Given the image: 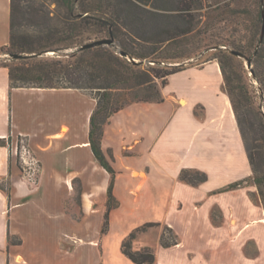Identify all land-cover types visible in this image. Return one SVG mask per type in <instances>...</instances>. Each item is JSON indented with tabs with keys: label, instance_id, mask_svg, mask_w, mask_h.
I'll return each mask as SVG.
<instances>
[{
	"label": "crops",
	"instance_id": "obj_1",
	"mask_svg": "<svg viewBox=\"0 0 264 264\" xmlns=\"http://www.w3.org/2000/svg\"><path fill=\"white\" fill-rule=\"evenodd\" d=\"M10 12L11 0H0V48ZM159 92L104 124L112 180L90 147L96 100L78 89L12 88L0 64V264H134L121 251L134 232L132 250L152 248L154 264H264V208L218 62L185 65ZM19 139L40 164L36 182L18 166ZM182 170L206 181L182 182ZM164 227L175 245L161 246Z\"/></svg>",
	"mask_w": 264,
	"mask_h": 264
},
{
	"label": "trees",
	"instance_id": "obj_2",
	"mask_svg": "<svg viewBox=\"0 0 264 264\" xmlns=\"http://www.w3.org/2000/svg\"><path fill=\"white\" fill-rule=\"evenodd\" d=\"M245 1L53 0L56 7L51 11L49 4L37 5L33 0H11L9 43L0 48V53H54L52 57L30 56L13 60L15 63L12 65H4L8 68L12 88H71L96 91L97 96L93 98L97 103L90 118L89 142L95 159L111 174L113 180V170L100 146L104 124L112 114L129 104L160 101L155 78L161 79V84H164L170 74L185 67V64L171 67L169 62L150 58L151 53H142L133 47L134 40L146 44L154 51L158 48L154 47L153 43L163 44L177 37L188 36L201 24V34L212 35L222 24L239 25L243 20L246 21L248 41L245 45L227 38L215 37L207 47L220 53L214 59L220 66L224 90L230 97L245 143L252 182L264 208V145L259 143L257 138L249 139L248 136L249 132H254V123L249 115L254 101L249 91L240 84L239 75L233 71L231 59L236 57L228 52H241L250 60V64H253V77L264 98V0ZM22 2L30 5L24 6ZM24 12L42 14V19L29 21L30 26L38 29L40 34L22 31ZM55 15L56 21L62 25L61 31L58 24L53 23ZM92 38L93 41L112 39L120 52L149 64L145 69H141L140 65L132 64L105 46L81 50L83 45L90 43L86 41ZM243 48L251 52L249 57L242 52ZM178 58L181 57L171 56V59ZM160 63L162 65L155 66ZM138 93L141 97L137 96ZM253 115L256 124L264 131V113L257 109ZM21 142L22 139H19L17 163L23 172L19 162ZM3 144L4 141L0 139V146ZM179 178L190 185L206 181V175L197 170H182ZM241 184L242 182L231 184L227 190L235 189ZM111 187L112 181L108 189L107 210L114 206ZM0 188L3 190L2 186ZM150 226L154 225L147 224L140 230ZM107 229L106 213L101 233H106ZM135 234H130L122 243L123 255L134 264H154L155 254L152 248L132 250L131 243ZM160 243L163 247L176 244V237L168 227L163 228Z\"/></svg>",
	"mask_w": 264,
	"mask_h": 264
},
{
	"label": "rangeland",
	"instance_id": "obj_3",
	"mask_svg": "<svg viewBox=\"0 0 264 264\" xmlns=\"http://www.w3.org/2000/svg\"><path fill=\"white\" fill-rule=\"evenodd\" d=\"M30 2V1H29ZM33 2L35 4H49V9L52 11L55 9L56 5L55 3H53V0H33ZM244 2H246L244 0ZM23 3V2H22ZM24 6L30 5L29 3H23ZM52 14L50 13V16ZM23 20H24V26L22 27V31L24 32H28V33H35V34H40V31H38V29H36L35 27H31L29 21L35 20V19H42V14H30V13H25L23 15ZM53 17V16H52ZM29 18V19H28ZM53 23L55 25L58 24L59 26V30L61 31L62 29V25L59 24L58 21H56V15L53 17ZM202 25V24H201ZM201 25H198L195 28V31H193L192 34L188 35V36H181V37H177L175 38V40H172L170 42L167 43H163V44H154V47H157V50H152L150 49V47H148L146 44H141V42H137L136 40H134L133 47L142 53H148L150 54L149 57L153 58V59H157L160 61H164V63L169 62L170 66L173 67L176 64H185L188 62L187 65H196V64H201L203 62H206L210 59H214V57L220 55V53L212 48H208L207 46L209 45V43H211V40L214 39L215 37H223V38H227L229 40H234L237 43H240V45H245L248 41V36H247V31H246V26L248 25L246 23V21L241 22V24L239 25H227V24H222L219 26L218 31L212 33H208L207 35H202L201 34ZM137 38V35H135ZM138 39V38H137ZM94 39H90L86 42H92ZM139 40V39H138ZM141 46H140V45ZM149 45V44H148ZM110 48L112 51L114 52H118L119 49L117 48L116 45H114V47H109V46H105ZM146 47V48H144ZM69 52V50L67 51ZM242 52H244V54L249 57L250 56V51L248 49H242ZM54 53H50L48 52L47 55H44L42 57H47V56H53ZM171 56H179L181 58L178 59H171ZM222 56V55H221ZM189 58V59H187ZM223 58V56H222ZM247 59V58H246ZM246 59L244 58H233L231 59V63H232V67H233V71L236 72L237 75H239L240 77V84L245 87L249 93L252 95L253 97V101H254V105H251V113H249L251 121L254 123V132H249V139L252 138H257L258 142L261 143L262 145H264V140L262 138H264V131H262V129L258 126V124H256V121L254 119V111H256L257 109H259V111H261L262 113H264V98L262 97V95L260 94L259 88H258V84L257 81L254 79L253 77V64H250L249 67H247V62ZM136 60V59H135ZM194 62H191V61ZM139 61V60H137ZM13 63V59L10 58V55L7 54L6 52H1L0 53V64L2 65H12ZM149 63L147 61H143V63L140 65L141 69H145L147 67ZM153 65V63H150ZM156 65H162V63L160 64H155ZM166 65V64H165ZM154 82L156 83V86L159 88V86L161 85V79H156L154 80ZM87 94L91 95L92 97H96L97 93L95 90H84ZM141 94H137L138 97ZM21 155L19 158V162L20 165L23 168V172L26 176H28V178L32 181V182H36L37 180V176L39 173V169H40V164L37 163V160L34 158L33 154L30 152V150L27 147V144L25 143V141L21 142ZM24 158L26 159L27 163H24ZM76 187L78 188L79 183H75ZM257 195L259 197L260 200V196L258 194L257 191ZM261 202V200H260ZM262 204V203H261ZM263 206V205H262Z\"/></svg>",
	"mask_w": 264,
	"mask_h": 264
},
{
	"label": "water",
	"instance_id": "obj_4",
	"mask_svg": "<svg viewBox=\"0 0 264 264\" xmlns=\"http://www.w3.org/2000/svg\"><path fill=\"white\" fill-rule=\"evenodd\" d=\"M99 46H109V47H114V44H113V40L112 39H101V40H97V41H93V42H90V43H87L85 45H83L81 47V50H85V49H90V48H94V47H99ZM228 52L235 56V57H239V58H245V56L241 53V52H238V51H234V50H228ZM121 57L127 59L129 62H131L132 64H138V65H141L143 62L141 61H137L131 57H129L127 54L123 53V52H120L118 51L117 52ZM48 53H39V54H31V55H24V54H12L10 55V58L13 59V60H19V59H24V58H27V57H30V56H35V57H42L44 55H47ZM191 62H194L193 60ZM246 62H247V67L250 66V60L249 59H246ZM187 63H185V65H187Z\"/></svg>",
	"mask_w": 264,
	"mask_h": 264
},
{
	"label": "built area",
	"instance_id": "obj_5",
	"mask_svg": "<svg viewBox=\"0 0 264 264\" xmlns=\"http://www.w3.org/2000/svg\"><path fill=\"white\" fill-rule=\"evenodd\" d=\"M180 64V63H179ZM179 64H176L175 66L179 65ZM22 151V150H21ZM22 152H20V155H21ZM24 163H27L26 162V159L24 158Z\"/></svg>",
	"mask_w": 264,
	"mask_h": 264
}]
</instances>
